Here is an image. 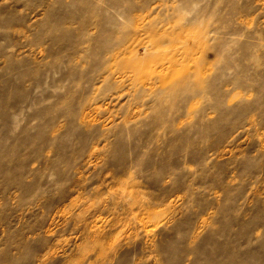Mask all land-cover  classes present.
<instances>
[{
  "label": "rangeland",
  "instance_id": "374dc122",
  "mask_svg": "<svg viewBox=\"0 0 264 264\" xmlns=\"http://www.w3.org/2000/svg\"><path fill=\"white\" fill-rule=\"evenodd\" d=\"M0 264H264V0H0Z\"/></svg>",
  "mask_w": 264,
  "mask_h": 264
}]
</instances>
